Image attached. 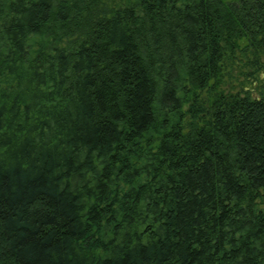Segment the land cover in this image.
<instances>
[{
  "label": "trees",
  "instance_id": "1",
  "mask_svg": "<svg viewBox=\"0 0 264 264\" xmlns=\"http://www.w3.org/2000/svg\"><path fill=\"white\" fill-rule=\"evenodd\" d=\"M263 72L264 0H0V264H264Z\"/></svg>",
  "mask_w": 264,
  "mask_h": 264
},
{
  "label": "rangeland",
  "instance_id": "2",
  "mask_svg": "<svg viewBox=\"0 0 264 264\" xmlns=\"http://www.w3.org/2000/svg\"><path fill=\"white\" fill-rule=\"evenodd\" d=\"M235 86L238 85V83H234ZM248 87L245 89H251L250 91L253 93L255 97H259L260 94L264 95V72L260 74L258 81H254L253 84H248ZM239 88V86H237Z\"/></svg>",
  "mask_w": 264,
  "mask_h": 264
}]
</instances>
